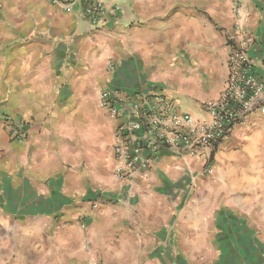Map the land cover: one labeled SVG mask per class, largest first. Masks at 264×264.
<instances>
[{
  "label": "crops",
  "instance_id": "crops-1",
  "mask_svg": "<svg viewBox=\"0 0 264 264\" xmlns=\"http://www.w3.org/2000/svg\"><path fill=\"white\" fill-rule=\"evenodd\" d=\"M106 1L121 12L95 29L48 0H0V264H264V117L234 127L211 177L166 153L123 185L99 108L103 88H168L203 116L240 25L264 76V0H241L248 21L231 0Z\"/></svg>",
  "mask_w": 264,
  "mask_h": 264
},
{
  "label": "built area",
  "instance_id": "built-area-1",
  "mask_svg": "<svg viewBox=\"0 0 264 264\" xmlns=\"http://www.w3.org/2000/svg\"><path fill=\"white\" fill-rule=\"evenodd\" d=\"M48 1L67 13H75L95 29L107 18L116 19L121 12L120 6L106 0ZM231 2L237 19L248 21L242 1ZM237 29L239 32L227 45L226 86L218 99L202 103L203 116L184 111L172 89L127 92L113 86L100 90L99 108L115 124L112 149L116 161L114 177L119 184L129 185L137 176L150 175L166 153L183 160L198 158L202 161V174L211 177L215 153L234 127L246 123L253 114L264 117V76L250 55L256 40L245 26ZM4 121L12 140H26L21 121ZM97 206L96 203L93 207ZM87 264L101 263L91 259Z\"/></svg>",
  "mask_w": 264,
  "mask_h": 264
},
{
  "label": "rangeland",
  "instance_id": "rangeland-1",
  "mask_svg": "<svg viewBox=\"0 0 264 264\" xmlns=\"http://www.w3.org/2000/svg\"><path fill=\"white\" fill-rule=\"evenodd\" d=\"M204 176V175H203ZM205 178H208V177H206V176H204Z\"/></svg>",
  "mask_w": 264,
  "mask_h": 264
}]
</instances>
